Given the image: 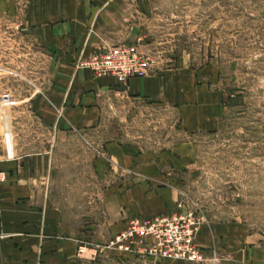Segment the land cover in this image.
I'll return each mask as SVG.
<instances>
[{"label": "rangeland", "instance_id": "rangeland-1", "mask_svg": "<svg viewBox=\"0 0 264 264\" xmlns=\"http://www.w3.org/2000/svg\"><path fill=\"white\" fill-rule=\"evenodd\" d=\"M37 1L0 0V102H6L0 104V143L7 151V137H16L22 152L54 148L52 195L65 221L86 231L87 238L73 256L65 259L56 253L50 264L154 261L110 246L121 233L116 226L127 220L123 205L112 214L111 191H119L118 179L134 177L117 168L106 178L98 176L96 160L106 154L104 145L111 140L137 144L144 151L194 144L191 162L180 171L170 169L180 192L178 211L182 200L196 210L204 219L199 231L209 221L236 227L233 252L213 246L202 251L203 262L166 259L160 264H225L233 257L242 260L238 264H264V0H70L88 1L89 20H96L92 28L108 37H144L138 41L153 70L138 77L190 67L222 95V103L215 128L190 132L182 126L178 110L161 101L108 97L96 128H71L58 137L30 106V98L51 79L54 63L53 55L32 38L29 18ZM88 56L78 57L76 70L114 76L79 66L81 57ZM0 173L6 177L1 184L7 175ZM247 236H254V244H246L249 250L242 252L238 246ZM34 264L48 262L39 259Z\"/></svg>", "mask_w": 264, "mask_h": 264}, {"label": "crops", "instance_id": "crops-1", "mask_svg": "<svg viewBox=\"0 0 264 264\" xmlns=\"http://www.w3.org/2000/svg\"><path fill=\"white\" fill-rule=\"evenodd\" d=\"M90 14L88 1L40 0L32 5V38L53 55L54 63L51 79L30 98V106L56 137L71 128H96L106 99L119 96L157 100L177 109L182 126L190 132L217 126L222 95L200 80L198 72L190 67L133 77L128 85L115 76L97 77L88 69L76 70L78 57L90 55L102 42L117 45L144 38L108 37L102 29L92 28L96 20L90 21ZM92 32L100 37H94ZM0 104L4 106L6 102ZM7 138V151L0 143V172L7 175L0 184V233L5 235L0 239V264H34L39 259L50 264L56 253L65 259L73 256L86 241V231L76 230L65 221L52 195L54 148L22 152L16 137ZM104 150L106 154L96 160L100 178H106L114 168L134 175L118 179L115 186L119 191H111L112 214L123 205L127 216L116 226L117 233L127 229L130 218H153L178 211L180 192L171 170L180 171L191 162L194 144L186 141L163 150L144 151L137 144L111 140L105 143ZM135 175L137 183L131 181ZM237 237L235 225L209 221L199 231L197 244L205 253L213 246L233 252ZM253 238H244L238 250L248 251L246 244H254ZM241 261L233 257L225 264Z\"/></svg>", "mask_w": 264, "mask_h": 264}, {"label": "built area", "instance_id": "built-area-1", "mask_svg": "<svg viewBox=\"0 0 264 264\" xmlns=\"http://www.w3.org/2000/svg\"><path fill=\"white\" fill-rule=\"evenodd\" d=\"M79 66L88 67L97 75H114L125 85L133 77L150 73L153 66L149 56L135 43L102 45L90 56L81 57ZM0 173V181L5 180ZM177 213L153 218L134 217L127 229L111 241L110 246L122 251H136L154 259L153 264L162 260L177 259L200 263L205 259L196 239L204 219L196 210L187 208L183 200ZM0 234V238H4ZM214 261L218 260L214 255Z\"/></svg>", "mask_w": 264, "mask_h": 264}]
</instances>
